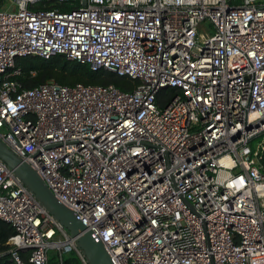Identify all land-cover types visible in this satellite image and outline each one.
<instances>
[{"label": "built area", "instance_id": "2783aa9c", "mask_svg": "<svg viewBox=\"0 0 264 264\" xmlns=\"http://www.w3.org/2000/svg\"><path fill=\"white\" fill-rule=\"evenodd\" d=\"M57 54L139 84L14 78ZM0 139L113 264H264V0H0ZM0 220L11 264H87L1 159Z\"/></svg>", "mask_w": 264, "mask_h": 264}, {"label": "trees", "instance_id": "16d2710c", "mask_svg": "<svg viewBox=\"0 0 264 264\" xmlns=\"http://www.w3.org/2000/svg\"><path fill=\"white\" fill-rule=\"evenodd\" d=\"M50 7V6H49ZM59 10L67 11L69 7L64 4H54ZM15 67L20 69L17 79L23 88H32L40 84L54 81L61 85L73 86L76 83L85 85H109L112 84L121 91L131 92L135 90L139 81L125 75H118L104 69L92 71L87 63L67 59L64 55L57 54L48 59L38 55L18 57L15 60ZM34 71V74H31ZM176 89H163L156 95V104L161 108L173 97ZM262 172L264 173V151L260 159ZM14 233V227L0 220V264H11L8 252V238ZM49 264H83L75 252L66 256H49Z\"/></svg>", "mask_w": 264, "mask_h": 264}, {"label": "water", "instance_id": "95a60500", "mask_svg": "<svg viewBox=\"0 0 264 264\" xmlns=\"http://www.w3.org/2000/svg\"><path fill=\"white\" fill-rule=\"evenodd\" d=\"M0 159L13 170L18 179L53 218L75 237L76 244L87 264H113L104 244L93 237L91 231L86 229L75 214L56 199L39 174L9 149L1 139Z\"/></svg>", "mask_w": 264, "mask_h": 264}, {"label": "rangeland", "instance_id": "374dc122", "mask_svg": "<svg viewBox=\"0 0 264 264\" xmlns=\"http://www.w3.org/2000/svg\"><path fill=\"white\" fill-rule=\"evenodd\" d=\"M201 32L202 33H212L213 32V28H212V26H211V24L209 23V21H203L202 23H201ZM260 141V138H257V139H255L254 141H253V144H257L258 142ZM68 253H63V255H67ZM53 255H57L58 256V254H57V252L56 251H54V250H49L48 251V257L49 256H53Z\"/></svg>", "mask_w": 264, "mask_h": 264}]
</instances>
